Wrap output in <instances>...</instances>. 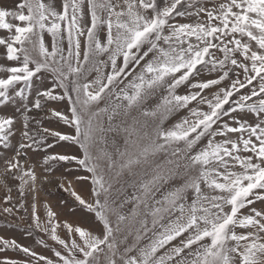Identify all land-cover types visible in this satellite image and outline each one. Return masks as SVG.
<instances>
[{"label": "snow or ice", "instance_id": "snow-or-ice-1", "mask_svg": "<svg viewBox=\"0 0 264 264\" xmlns=\"http://www.w3.org/2000/svg\"><path fill=\"white\" fill-rule=\"evenodd\" d=\"M0 30V108L14 109L0 115V216L30 194L26 230L57 258L0 236V253L29 258L0 264H264V0H0ZM62 101L69 114L48 107ZM61 143L79 153L49 152ZM57 164L86 173L91 199ZM53 181L96 230L47 204L41 221Z\"/></svg>", "mask_w": 264, "mask_h": 264}, {"label": "rangeland", "instance_id": "rangeland-1", "mask_svg": "<svg viewBox=\"0 0 264 264\" xmlns=\"http://www.w3.org/2000/svg\"><path fill=\"white\" fill-rule=\"evenodd\" d=\"M47 3L48 0H45ZM16 3H18V0H9V6L15 7ZM54 6L57 7L58 10H60V4L61 0H53ZM181 22H187L183 18H180ZM3 30H0V35H6ZM45 41L46 43L50 44L51 38L49 35H45ZM65 48L67 47L66 42L64 44ZM0 64L9 65L10 62H7L4 58L3 49H0ZM214 75V74H213ZM209 74L205 73V77H208ZM46 86H51V84H46ZM59 91V89L57 90ZM181 93H184L185 89L181 88L179 90ZM75 94L73 93V96ZM211 98V97H209ZM48 107L55 108L58 111H62L65 114H69V105L67 101L62 102H49ZM204 110H207V106H202ZM14 109L11 106H6L4 108H0V115H11L13 113ZM187 110H183L179 113V115L175 116L174 118L170 119L166 122V127L170 126L175 120H178L180 117L187 115ZM41 116L44 115V113H40ZM42 126L47 127L54 131H60L64 133L72 132V129L69 128L67 125H65L62 121L56 119V118H48L44 119L42 121ZM35 128V125H33ZM49 142H53L52 139H49ZM49 152H56L61 154H67V153H79V150L75 146H70L65 143L57 144L54 149H49ZM29 155L32 157V160H39L40 158L38 156H34L31 152ZM31 163V161L29 162ZM28 166L27 164L25 165ZM55 171L53 173V176L57 177H66L68 181H71V187L75 189L79 194H81L86 199H91V184L90 182L84 183V182H78L75 177L78 175H86V173L82 170L80 171H69V166L63 165V164H57L54 165ZM37 175L43 176L45 173L43 171V168L40 166L36 167ZM13 187V191L11 195L13 196V202H16L19 193L17 191L18 182L11 185ZM6 195V190L3 187H0V207H3V198ZM32 196L29 194L27 195V207L28 211H20L16 214L15 217L12 216H0V236H3L7 239H15L18 243L31 248L33 251L37 252L38 255H43L45 257L51 258V259H57L54 256V252L52 250V246L55 245V242L51 241L49 237L44 233H38L36 231L32 232V235L28 234L27 225L31 223V204H32ZM36 211L37 214L40 216L41 221L46 220V209L44 207L45 204L49 205L53 211L57 213V218L60 221H68L70 223H73L74 225L78 224L80 226L87 227L89 229L96 230L97 229V222L94 220L93 216L91 214L86 213L85 211L81 209H76V211H73V208L75 207L74 197L70 195L69 192L63 191L60 189L55 181L52 183H45L43 185V188L38 191L36 195ZM259 202H257V207H259ZM60 235L64 236V230L60 229L58 230ZM43 238L45 242L49 245V247H44L43 245L39 244L38 241ZM144 243H147V241H144ZM59 247V246H56ZM4 256H8L17 260H26L29 259L26 257L23 253L16 252V251H7L6 253H0V258H3ZM40 264H43V262H40Z\"/></svg>", "mask_w": 264, "mask_h": 264}]
</instances>
